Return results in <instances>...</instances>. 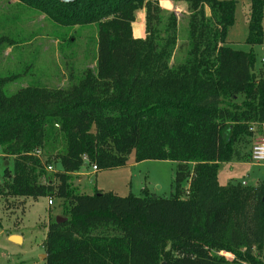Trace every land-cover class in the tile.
<instances>
[{"label":"trees","instance_id":"trees-1","mask_svg":"<svg viewBox=\"0 0 264 264\" xmlns=\"http://www.w3.org/2000/svg\"><path fill=\"white\" fill-rule=\"evenodd\" d=\"M16 1L63 28L98 31L96 67L67 90L7 94L0 78V151L13 162L0 200L11 199L10 209L20 199L64 201L66 220L47 226L45 263L264 264L254 254L264 249V179L247 186L218 178L221 164L252 161L255 127L264 125V70L256 73L254 51L264 44V0L250 2L248 52L227 41L235 0ZM161 1L190 8L189 49L177 65L178 18ZM142 9L143 39L132 29ZM132 153L136 163L177 164L170 197L72 185L83 168H124ZM56 161L61 169L48 174Z\"/></svg>","mask_w":264,"mask_h":264},{"label":"rangeland","instance_id":"rangeland-1","mask_svg":"<svg viewBox=\"0 0 264 264\" xmlns=\"http://www.w3.org/2000/svg\"><path fill=\"white\" fill-rule=\"evenodd\" d=\"M235 1V23L229 29L227 41L232 48L248 52L250 47L245 42L251 0ZM166 9L163 10L175 12L178 18V46L171 62L177 65L185 60L189 49L190 8L186 2H172V6ZM132 29L135 38H145L144 9L137 11ZM97 37L95 25L63 28L26 4L16 0H0V78L8 80L5 92L13 94L28 86L69 89L78 82L85 70L96 67ZM68 39H72L71 44L66 43ZM254 51L255 71L260 74L264 70V44L255 47ZM255 132L252 144L264 137L262 126H256ZM244 148L247 154L250 153L251 147ZM50 153V150L46 151L44 158ZM11 160L0 151V182L4 179L5 167L13 170ZM60 169L56 161L50 170L47 168V173L51 175ZM176 169L177 164L171 161L136 163L132 153L124 168L101 172H95L92 167L83 168L81 175L74 174L72 185L86 194H92L93 190L98 189L113 191L123 197L132 194L137 197L168 198L174 193ZM218 178L221 185L234 182L255 186L264 179V168L221 164ZM183 187L186 188L185 184ZM49 199H52V205L48 204ZM9 201L0 200V264H46L42 256L45 255L47 226L57 216L64 217V201L57 198L20 199L25 202L16 209L8 208ZM11 236L20 237L21 243H12L9 240ZM254 254L264 260V249L254 251ZM221 255L232 259L229 254Z\"/></svg>","mask_w":264,"mask_h":264},{"label":"built area","instance_id":"built-area-1","mask_svg":"<svg viewBox=\"0 0 264 264\" xmlns=\"http://www.w3.org/2000/svg\"><path fill=\"white\" fill-rule=\"evenodd\" d=\"M263 28H264V18H263ZM262 63L264 64V59L262 60ZM39 154V153H38ZM251 160L254 163H264V137L257 140V142L252 147L251 152ZM51 167H49V170ZM93 170L95 171L96 168L93 167ZM53 201L49 199L48 204L52 205Z\"/></svg>","mask_w":264,"mask_h":264},{"label":"crops","instance_id":"crops-1","mask_svg":"<svg viewBox=\"0 0 264 264\" xmlns=\"http://www.w3.org/2000/svg\"><path fill=\"white\" fill-rule=\"evenodd\" d=\"M160 6L163 8V9H166L168 6H172V2H169V1H161L160 2ZM167 10V9H166ZM262 127L264 128V125H262ZM235 164H241V165H246V166H251V167H262L264 168V163H254L252 161H245V162H238V163H231V164H228L229 166H235ZM232 170V169H231ZM78 175H81L82 173L79 172L77 173Z\"/></svg>","mask_w":264,"mask_h":264},{"label":"water","instance_id":"water-1","mask_svg":"<svg viewBox=\"0 0 264 264\" xmlns=\"http://www.w3.org/2000/svg\"><path fill=\"white\" fill-rule=\"evenodd\" d=\"M57 1L69 3V2H75L76 0H57ZM6 164H8V162H6ZM65 220H66V218H63L61 216H57L56 219H55L57 224H60V223L64 222ZM9 240L12 243H15V244H20L21 243L20 237H17V236H11ZM42 259L45 260L46 259V255L42 256Z\"/></svg>","mask_w":264,"mask_h":264}]
</instances>
